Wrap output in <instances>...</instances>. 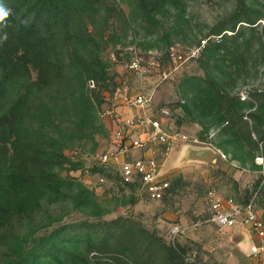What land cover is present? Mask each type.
<instances>
[{
	"label": "rangeland",
	"instance_id": "obj_1",
	"mask_svg": "<svg viewBox=\"0 0 264 264\" xmlns=\"http://www.w3.org/2000/svg\"><path fill=\"white\" fill-rule=\"evenodd\" d=\"M112 1L122 18L93 11L87 34L81 30L66 46L60 44L63 32L57 33L61 65L55 72L39 77L28 65L10 75L0 64V80L6 79L0 115L17 111L18 142L43 164L35 176L25 174L31 182L8 202L0 225V264L14 263L64 226L119 217L140 221L165 243L172 242L170 227L181 226L173 242L186 249L189 264H255L244 230L210 221V192L243 200L264 184V169L256 163L264 159V127L257 128L260 140L254 125L264 123V0H244L245 22L232 32L228 23L237 0H161L149 15L138 0ZM173 52L182 60L173 59ZM92 70L104 71L105 84L91 79ZM203 80L214 81L225 98L238 99L234 118L218 110ZM138 95L147 104L130 106ZM161 109L169 112L171 134L186 140L169 149L148 146L160 175L182 181L164 199L152 201L140 188L124 186L99 158L114 150L117 119ZM248 132L256 147L237 140ZM195 148L208 153L204 161L189 155ZM139 155L134 151L128 160ZM40 171L51 176L48 182H38ZM260 193L264 220V185Z\"/></svg>",
	"mask_w": 264,
	"mask_h": 264
},
{
	"label": "trees",
	"instance_id": "obj_2",
	"mask_svg": "<svg viewBox=\"0 0 264 264\" xmlns=\"http://www.w3.org/2000/svg\"><path fill=\"white\" fill-rule=\"evenodd\" d=\"M160 1L138 0V5L145 15H149ZM0 4L9 10V15L0 22V64L9 71L10 75L21 69L28 70V65L37 69L39 77L55 72L61 65L60 56H57L56 51L59 50L60 40L57 33L63 32L61 37L63 40L60 43L63 46L68 45L71 39L79 38L81 30L87 34L86 21L93 11L103 12L105 15L111 14L117 18L123 17V12L115 7L112 0H0ZM243 8L244 0H237V9L231 16L233 22L228 23L231 32L234 31L237 22H245L240 17ZM76 33L78 35L75 36ZM87 36L89 38V35ZM88 73L92 80L105 84L104 71L92 70ZM5 81L6 79L0 80V96L4 91ZM201 83L203 90L214 94V100H217L218 105L220 103L218 110L234 118L240 103L238 99L228 96L225 98L212 80H203ZM243 100L245 99L241 98V102ZM19 120L15 110L0 115V225L7 214L8 202L13 195L31 182L25 174L31 172L34 175V169L43 165L34 152H28L20 146L17 138ZM233 120L226 119V122ZM254 125L256 135L262 140L260 137L262 130L258 131L257 128L264 127V123L254 122ZM234 127L230 125L231 129ZM237 140L256 147L251 132L243 138L238 136ZM40 172L42 173L38 177V182L40 180L48 182L51 176L44 171ZM107 176L109 177L110 173ZM120 181L126 187L140 188L137 184ZM181 181L182 179H177L176 182L174 179L172 181L169 179L170 188L162 199ZM263 185L262 183L258 186L245 199L233 200L244 205L255 195V206L259 210L258 202ZM12 264L189 263L186 249L182 245L174 242L165 243L156 232L148 230L140 221L119 217L98 224L64 226L59 231L52 232L48 238L41 239L34 250L23 254Z\"/></svg>",
	"mask_w": 264,
	"mask_h": 264
},
{
	"label": "built area",
	"instance_id": "obj_3",
	"mask_svg": "<svg viewBox=\"0 0 264 264\" xmlns=\"http://www.w3.org/2000/svg\"><path fill=\"white\" fill-rule=\"evenodd\" d=\"M207 40H201L204 47ZM172 58L182 60L173 52ZM242 99L246 96L242 95ZM144 96L138 95L132 98L130 106L143 107L147 104ZM154 113V114H153ZM150 116L143 113L137 119H117L118 129L114 133V150L104 153L100 158V165L105 169L118 172L119 178L127 184H137L142 194L152 201L161 200L170 188L168 179L160 175L157 160L152 156L148 144L166 146L168 149L172 144L184 142L185 136L174 132L168 124V110L161 109L153 111ZM139 151L136 158L131 156L132 152ZM150 152V154H148ZM258 166L264 169V159L256 158ZM103 182V179H100ZM211 217L210 221L219 228H239L244 230L252 240L250 255L255 264H264V222L262 216L255 206V195L244 205L236 203L232 199H220L210 192ZM183 232L179 225H172L169 229V237L174 239ZM239 237H243L240 235Z\"/></svg>",
	"mask_w": 264,
	"mask_h": 264
},
{
	"label": "crops",
	"instance_id": "obj_4",
	"mask_svg": "<svg viewBox=\"0 0 264 264\" xmlns=\"http://www.w3.org/2000/svg\"><path fill=\"white\" fill-rule=\"evenodd\" d=\"M197 152L199 154H197ZM205 152L206 151H203V150L201 151V150L195 148V151H190L189 155H191L192 157H194V159H197V160L199 159L201 161H204V159L207 158V156H208V153L207 152L205 153ZM217 158H218L217 155H214L213 160L216 161ZM181 165H182V163H181Z\"/></svg>",
	"mask_w": 264,
	"mask_h": 264
},
{
	"label": "clouds",
	"instance_id": "obj_5",
	"mask_svg": "<svg viewBox=\"0 0 264 264\" xmlns=\"http://www.w3.org/2000/svg\"><path fill=\"white\" fill-rule=\"evenodd\" d=\"M9 15V10L0 4V22L4 21L5 18Z\"/></svg>",
	"mask_w": 264,
	"mask_h": 264
},
{
	"label": "water",
	"instance_id": "obj_6",
	"mask_svg": "<svg viewBox=\"0 0 264 264\" xmlns=\"http://www.w3.org/2000/svg\"><path fill=\"white\" fill-rule=\"evenodd\" d=\"M236 239H238V238H236ZM238 240H240V238Z\"/></svg>",
	"mask_w": 264,
	"mask_h": 264
}]
</instances>
